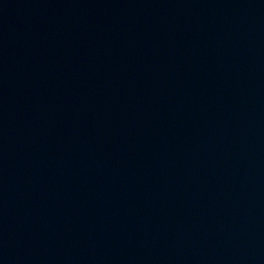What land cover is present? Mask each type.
<instances>
[{"label": "water", "instance_id": "95a60500", "mask_svg": "<svg viewBox=\"0 0 264 264\" xmlns=\"http://www.w3.org/2000/svg\"><path fill=\"white\" fill-rule=\"evenodd\" d=\"M0 264H264V0H0Z\"/></svg>", "mask_w": 264, "mask_h": 264}]
</instances>
